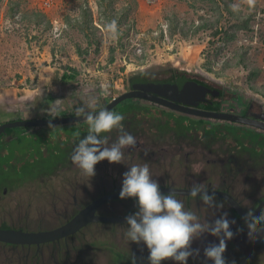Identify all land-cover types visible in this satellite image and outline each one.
I'll use <instances>...</instances> for the list:
<instances>
[{
    "label": "rangeland",
    "instance_id": "obj_1",
    "mask_svg": "<svg viewBox=\"0 0 264 264\" xmlns=\"http://www.w3.org/2000/svg\"><path fill=\"white\" fill-rule=\"evenodd\" d=\"M66 69L76 72L74 79L61 80ZM171 70L209 81L232 112L252 104L264 113V0H0V108L15 120L89 114L126 94L132 76L162 79ZM224 132L215 131L211 143L195 138V131L178 141L172 130L150 127L101 152L88 143L83 155H71L50 175L53 160H43L48 167L39 174L37 151L26 165L29 173L4 170L10 163L0 161V229L52 230L75 209L73 195L83 207L131 189L209 185L252 212L264 199V170H223L221 155L234 152L240 139ZM51 140L58 141L54 134L45 138ZM42 141L29 146L39 150ZM140 199L102 206L113 210L105 217L135 209L125 223L90 224L61 242L56 258L45 255L43 264H264V224L239 218L223 200L167 194ZM51 246L44 245V253ZM18 250L26 252L0 242V264H24Z\"/></svg>",
    "mask_w": 264,
    "mask_h": 264
},
{
    "label": "trees",
    "instance_id": "obj_2",
    "mask_svg": "<svg viewBox=\"0 0 264 264\" xmlns=\"http://www.w3.org/2000/svg\"><path fill=\"white\" fill-rule=\"evenodd\" d=\"M219 15L220 19H222V14L220 13ZM220 19L218 18L215 23L218 24ZM205 27L206 26L204 25L202 26V28ZM75 76V71L66 69L62 73L61 80H72ZM168 76L169 78H167V80L158 81L153 78L146 79L150 78V75H148L147 73H139L131 77L130 86L134 85V83H132L133 79H135L136 82L143 83L173 82L175 84H179L180 82L184 83L186 81L185 73L177 70H171ZM222 103L223 101L221 99L215 101V108L212 109V111H218L221 108H229L228 106H224ZM14 115L15 114L10 112L9 110L0 108V126L8 122L18 120L14 119ZM150 127H153L154 129H168L172 130L173 133L177 132L182 134H191V132L195 131L200 135H204L205 137L214 135L215 131L222 128L225 130L227 129L228 134H230L233 137L232 139L234 140L237 139L234 137L242 136V134L239 133L240 130L231 126H227V124H212L205 120L196 121L190 119L189 117L181 116L180 114H174L171 111L165 110L162 107L156 106L154 104L137 103L132 99H126L125 101L119 103L117 106L113 107L106 114H103L96 118H91L86 121L60 124L54 127L44 126L40 127L39 130L35 132H27V128L23 127L5 129L4 132L0 134V156H2L0 161L2 164L3 162H5V160H8V162L10 163L9 166L3 164L6 168L4 170L20 167L19 170L24 169L25 171L23 172L29 173L26 170V165L32 163L31 157L33 151H37V157L42 159L40 163L37 164L40 169L39 174L46 170L48 167V165L43 164L42 161L47 159L53 160V164L50 165V167L52 168L48 171L50 175V173L57 171L56 169H61V167L65 168L67 166L66 163L70 159L71 155H83L84 153L82 152L87 147L86 144L88 143L91 144L88 147H92L95 143L101 152L108 143L119 144L126 141L127 138L142 137L143 133ZM12 134L13 136L11 140H4L6 139V137H10ZM50 134H54L58 141L51 140L46 143L45 138ZM253 137L255 136L253 135ZM40 140L43 141L37 147L39 148V150H34L35 148L29 146L31 142L37 143ZM253 141H255V143H257L260 148H264L263 137L260 138V136H258ZM27 146L31 147L33 150L25 151ZM12 152L18 154L19 157H16L14 159L9 158L7 155ZM244 220L253 225L262 224L259 218ZM96 223L105 224V222ZM1 229L9 228L3 227Z\"/></svg>",
    "mask_w": 264,
    "mask_h": 264
},
{
    "label": "flooded vegetation",
    "instance_id": "obj_3",
    "mask_svg": "<svg viewBox=\"0 0 264 264\" xmlns=\"http://www.w3.org/2000/svg\"><path fill=\"white\" fill-rule=\"evenodd\" d=\"M152 78L160 81V80H167V78H169V76L162 78V79H158V78L150 76V78H146V79H152ZM185 79H186V81L184 83L180 82L179 84H175L173 82H166V83H161V82H151L150 83V82H147V83H143V82H136L135 79H133L132 83H134V85H136V84L138 86L141 85L144 88H137L138 86L135 88L134 85L129 86V90L126 94H130V95L134 96L133 98H130L133 101H140L141 103L154 104L156 106L162 107L165 110H169L174 114H180L181 116H186V117H189L190 119L196 120V121L197 120L209 121V120L202 118V117H198L195 115L188 114L184 111L180 112L176 109H178L179 107L184 108L187 110V112H190V111L222 112L225 114H232V115H235L237 117L244 118L246 120H250L255 124L259 123L258 124L259 126H261V124L264 125V113L259 111V109L257 107H254V105H252V104H249L248 106H246V108L244 110H241L238 112H236V111L232 112L230 110V108H221L218 111L217 110L212 111V109L215 108V105H214L215 101H218L222 98L223 93L221 92V90L218 89L213 84H211L209 81L203 79L202 77L196 76V75L185 74ZM155 85L156 86L164 85V86L171 87V88H166V90H165L163 88L156 87ZM174 87H176V88H174ZM150 98L160 100V101L165 102L167 104H172L174 106L173 108H175V109L168 108L166 106L152 102V101H150ZM225 123H229V122H225ZM229 125H231V127H233V128L240 130L239 133H241L242 136H240V139L238 141H236V145L234 144V146H235L234 152H232L231 149H228V150H225L224 153L221 155V157H222L221 166L223 167V170L226 171V169H228V168H233L234 170L247 168L250 171H259V170L263 171L264 170V152H260V150H259L260 146L257 143H255V141H253L254 140L253 135L255 137L260 136V138H262V137L264 138V130H262L261 128H258L257 126L250 125V124L229 123ZM253 129H256L258 132L254 131ZM249 132H250V134H249ZM224 134L227 135L228 133L224 132ZM172 135L176 136V138H178V139H175V140H178V141L182 140V135L187 136V137H191L190 135L193 136V134H188V133L182 134V133H177V132L172 133ZM194 137L197 138L198 140H202V139L206 138L204 135H200L199 133L196 134ZM242 137L246 138L247 140L242 139ZM235 138H238V137H235ZM207 139L210 143L213 140H215L213 135L211 138L207 137ZM210 140H212V141H210ZM241 140H244L245 143L248 142L250 145H247V146L241 145V143H239ZM178 145H179V143H178ZM245 147H246V149H243ZM253 147H256L258 150H255L256 148H253ZM203 149H204V151L209 152V151H211L212 148H207L206 145L203 144ZM177 150H181V148L179 147ZM203 154H204V152H203ZM213 162H215V161H213ZM114 189L116 190V187ZM206 189L212 190L209 185L207 186ZM191 190H196V189H191ZM220 190H222V189H220ZM99 197H101V196H99ZM151 197H155V196H151ZM199 197L200 196L194 197V198L197 199ZM75 198H76L75 195H73L74 201H73L72 205L75 206V209L73 210L72 213L68 214V217L64 219V222L61 225H64L66 222H68L70 219H72L76 214L79 213V211H81L85 207V206L77 207L76 206L77 203H76ZM136 198L140 199L141 197H136ZM201 198L205 199L207 197H201ZM125 199L127 200L128 198H125ZM117 200H121V199H117ZM140 200L137 202H134L135 203L134 206H137L138 204H140ZM262 200H260L256 204L254 210H256V208L258 207V205L260 204V202ZM107 203H105V204H107ZM105 204H103L99 207L97 214L101 215V214L113 213V210H111V209L101 210L102 206H104ZM134 209L132 211L131 208H128V209H126V210H128V212L125 215L112 217V218H120V219L124 218V220H122L121 222H107V223H112V224L125 223L126 221H128L129 219H131L133 217ZM263 212H264V210L261 212L260 216H258L256 218H259L262 221V223L264 224L263 218H262ZM106 217H110V216H106ZM78 233H76L75 235L69 236L67 238H64L62 240L55 241L52 243H48V246H51V244H52V246L49 249V251H47V253H44V250L42 249L45 244L40 245L39 247H37V246L28 247V246H21V245H10V246L12 247V249L14 251L17 248H22V249L26 248V252L23 254V256H21V253L24 250H18V253L20 255L17 253V256L19 255V259L20 260L23 259L24 264L30 263V259H29V256L31 254L30 249L32 247H34L35 250L31 256L33 259L32 260L33 262L31 261L32 262L31 264H36V263H38V264L42 263L43 264V263H45V261H44L45 255L48 257H51V258H53V257L56 258L57 252L61 251L60 243L66 239H69V238H76ZM63 247L65 248L64 253L66 254V256L68 258V255L70 253L69 250H67L68 247H66L65 245H63Z\"/></svg>",
    "mask_w": 264,
    "mask_h": 264
},
{
    "label": "water",
    "instance_id": "obj_4",
    "mask_svg": "<svg viewBox=\"0 0 264 264\" xmlns=\"http://www.w3.org/2000/svg\"><path fill=\"white\" fill-rule=\"evenodd\" d=\"M138 85H134L136 88ZM156 86V85H155ZM166 90L167 87L164 85L156 86ZM137 88H144L143 86H138ZM176 88V87H174ZM134 96L130 94H124L118 98L112 100L105 107L100 110H97L93 113L68 116V117H58V118H46V119H34V120H16L13 122H8L0 126V134L4 132L5 129L10 128H37L44 126H56L60 124H68L79 121H86L91 118L99 117L103 114H106L113 107L117 106L119 103L125 101L126 99L133 98ZM150 101L158 103L160 105L166 106L168 108H173L172 104H167L157 99H151ZM180 112H186L191 115L202 117L208 120L213 121H225L234 124H250L257 126L264 130V125L259 126L253 123L250 120L237 117L232 114H225L222 112H207V111H190L187 112L184 108L176 109ZM181 195L186 197H216L225 201L232 209V211L240 216L241 218L251 220L260 216L261 212L264 210V199L260 202L256 210L253 212H246L239 203L228 193L222 190H186V189H177V188H160V189H131L121 192H113L111 194H105L101 197H98L90 204L85 206L78 214H76L72 219L66 222L64 225H61L55 229L39 232H27L23 230L16 229H0V242L10 245H21V246H37L52 243L55 241L62 240L69 236L75 235L80 232L86 226L96 223V222H121L124 218H112L105 217L97 214L99 207L107 202L114 201L117 199H125L130 197H148V196H157V195Z\"/></svg>",
    "mask_w": 264,
    "mask_h": 264
},
{
    "label": "clouds",
    "instance_id": "obj_5",
    "mask_svg": "<svg viewBox=\"0 0 264 264\" xmlns=\"http://www.w3.org/2000/svg\"><path fill=\"white\" fill-rule=\"evenodd\" d=\"M102 109V108H101ZM100 110V109H99ZM136 198V197H135ZM10 229V228H9Z\"/></svg>",
    "mask_w": 264,
    "mask_h": 264
},
{
    "label": "crops",
    "instance_id": "obj_6",
    "mask_svg": "<svg viewBox=\"0 0 264 264\" xmlns=\"http://www.w3.org/2000/svg\"><path fill=\"white\" fill-rule=\"evenodd\" d=\"M7 110H8V108H7Z\"/></svg>",
    "mask_w": 264,
    "mask_h": 264
}]
</instances>
